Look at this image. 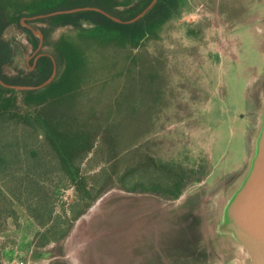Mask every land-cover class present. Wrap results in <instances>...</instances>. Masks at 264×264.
<instances>
[{
  "label": "rangeland",
  "instance_id": "374dc122",
  "mask_svg": "<svg viewBox=\"0 0 264 264\" xmlns=\"http://www.w3.org/2000/svg\"><path fill=\"white\" fill-rule=\"evenodd\" d=\"M254 1L234 0L242 20L264 18L260 9L253 8ZM198 2L179 0L156 34H148L135 48L91 51L94 63L103 53L113 60L98 68L101 75L120 70L106 91L110 105L105 114L110 124L107 133L115 150L112 153L107 147L108 152H102L98 138L89 159L80 166L85 176L83 186L89 188L93 200L80 197L82 193L76 192L74 185L61 190L54 213L65 222L60 229L69 226V231L55 245L50 242L44 246L42 253L38 252L42 256L38 261L33 259L35 251H28L36 228L28 217L26 223L17 209V224L9 227L8 220L0 243L9 246L27 235V254L18 251L7 264L16 260L48 264L55 256L61 264H179L184 256L192 260L194 256L189 253L174 254L171 247L178 239L173 236L171 241V237L186 227L185 209L198 212L199 207H207L246 165L247 131L254 123L251 116L240 114L253 109L252 99L258 100L264 89L262 78L255 82L264 74V26L259 29L260 44L250 37L248 27H240V46L236 47L235 60L230 61L232 43L221 39L218 27H211L210 18L200 11ZM226 6L231 9V5ZM26 26V21L18 18L2 33L12 48V62L2 66L8 77L33 70ZM90 26L81 21L74 28L53 31L43 51L60 36ZM215 54L220 66L210 64L205 70ZM185 55L187 59L193 56L197 63L189 65ZM200 61L205 63L200 65ZM62 68L63 63L57 65L56 74ZM12 95L18 110H33L23 101L24 91L13 90ZM259 107L257 102L255 112ZM177 179L184 186L172 200L124 189L135 186L134 191L151 187L171 190ZM96 201L97 207L80 219ZM78 211L81 213L74 218ZM217 248L203 254L200 264H241L236 250ZM7 250L6 255L11 256L13 252Z\"/></svg>",
  "mask_w": 264,
  "mask_h": 264
},
{
  "label": "trees",
  "instance_id": "16d2710c",
  "mask_svg": "<svg viewBox=\"0 0 264 264\" xmlns=\"http://www.w3.org/2000/svg\"><path fill=\"white\" fill-rule=\"evenodd\" d=\"M116 4L114 0H0V79L13 85H38L52 72L51 60L46 56L38 60L30 74L8 77L2 72V66L12 62L11 45L2 33L18 18L93 6L125 21L143 9L141 6L121 11ZM153 12L154 9L148 11L131 24L116 23L88 10L50 17L59 25L76 27L81 21L93 25L49 43L56 64L63 63V68L43 88L24 91L23 101L32 111L18 110L13 89L0 86V233L9 219L16 222L18 209L38 227L37 244L57 243L67 235L69 226L61 230L65 222L54 213L61 190L74 185L76 192L82 193L80 197L90 198L89 188L83 186L82 162L89 159L99 139L102 152H108L107 147L111 152L115 150L107 133L110 124L105 114L110 105L106 91L120 70L101 75L98 68L113 60L103 53L94 63L90 53L137 47L148 34H156L169 10L157 18ZM181 180L177 179L171 190L151 187L143 191L175 198L184 186ZM124 189L134 191L136 187ZM1 254L0 246V264Z\"/></svg>",
  "mask_w": 264,
  "mask_h": 264
},
{
  "label": "water",
  "instance_id": "95a60500",
  "mask_svg": "<svg viewBox=\"0 0 264 264\" xmlns=\"http://www.w3.org/2000/svg\"><path fill=\"white\" fill-rule=\"evenodd\" d=\"M227 1L231 2L227 3ZM153 3L154 0L135 17L125 21L93 6L58 10L43 15L33 16L32 18L36 19L58 14L92 10L101 13L117 23L129 24L140 19L151 8ZM198 3L200 11L208 18L212 19L214 24L220 25L217 21L219 22L222 18H233L238 20V22L240 21L234 24L235 27L230 34L234 37L232 41H229V45L231 43L233 45L230 61L235 60L236 47L240 46L239 29L241 26L249 28L251 32L250 37H253L254 41L258 43L262 41L259 37L261 33L259 29L261 26H264L263 17L254 18L251 22L242 20L234 0H200ZM227 4L231 5V9H226ZM263 5L264 0H255L253 8L262 11ZM263 14L262 12V15ZM214 26L216 27V25ZM230 26V24L226 25L225 28ZM253 26L254 30L252 31L251 28H253ZM39 37L41 38L40 33ZM258 53H261L260 50ZM49 57L52 61V72L51 75L40 84L13 85L0 79V86L18 91H30L43 88L49 84L56 75V62L52 56L49 55ZM260 78H262L261 80L264 82V74L259 75L255 82ZM258 98L259 99L256 101L251 98L254 102L252 110L240 114V117L251 116L254 123V127L250 131H247L249 156L246 165L239 169L235 179L229 186L212 198L207 207H199L198 212H191L188 208L185 209L186 211L183 215L186 221V227H182V230H176L171 237V241H174V238L178 239V242L173 243L171 247L174 250V254L183 255L189 253L188 255L194 256L192 260H185L184 258L187 256H184L183 259L178 261L179 264H200L203 261V254L209 253L215 249L216 246L219 247L217 251L218 249H224L226 251L236 250L241 256V264H264V89L260 91ZM257 102L260 104V107L258 111L255 112ZM126 192H139L142 194L154 195L158 198L161 197L155 193L144 191ZM177 197H163V199L172 200ZM98 202H94V204L85 211V214L80 216V219L88 217L92 210L97 207ZM202 225L203 227L205 226V230ZM232 245H236L237 247H233Z\"/></svg>",
  "mask_w": 264,
  "mask_h": 264
},
{
  "label": "flooded vegetation",
  "instance_id": "af4514ba",
  "mask_svg": "<svg viewBox=\"0 0 264 264\" xmlns=\"http://www.w3.org/2000/svg\"><path fill=\"white\" fill-rule=\"evenodd\" d=\"M116 1V6L115 8L118 9V10H121V11H126V10H129V9H133V8H138V7H143V9L145 7H147L153 0H114ZM179 0H154V3L152 4L151 8L148 10H152L154 9V12H153V16H155L154 18H157L159 15H162L168 8L169 12L171 10V7L172 6V3L173 5H178ZM101 9V8H100ZM142 9V10H143ZM141 10V11H142ZM176 9L173 10V12L175 11ZM86 11V10H84ZM88 11H92V10H88ZM148 11L146 13H148ZM96 12V11H95ZM171 12V13H173ZM76 13V12H75ZM99 13V12H98ZM145 13V14H146ZM66 14H69V13H66ZM101 14V13H100ZM144 14V15H145ZM39 15H43V14H39ZM111 15V14H110ZM143 15V16H144ZM33 16H37V15H33ZM33 16H22L20 18H23L26 23H27V26L26 28H24L27 32V43L30 45V49H31V53L32 55H30L29 57V62L30 64L33 66V70L31 71H28L24 74H30L34 71L35 69V66L38 62V60L43 57V56H46V57H49L52 56V49L51 47H47V50L43 51V48L47 45V43L49 42V39H50V35L53 31L59 29V28H62V27H67V28H74L72 25H67V24H63V25H59V24H54L52 21H50V17H53V16H48V17H42V18H36V19H33L32 17ZM104 16V15H103ZM136 16V15H135ZM134 16V17H135ZM142 16V17H143ZM106 17V16H105ZM115 17V16H114ZM141 17V18H142ZM109 19V18H108ZM111 20V19H110ZM121 20V19H120ZM36 21H39L41 22L42 24L41 25H37V24H34V22ZM82 22H88L91 26L93 25L91 22L89 21H82ZM115 22V21H114ZM135 22V21H134ZM117 23V22H116ZM133 23V22H132ZM122 24V23H120ZM131 24V23H129ZM41 34V38L39 37V33ZM75 34V33H74ZM74 34H69V35H74ZM69 35H62V36H69ZM61 37V36H60ZM59 37V38H60ZM58 38V39H59ZM56 39V40H58ZM36 40V41H35ZM55 40V41H56ZM55 41H52V42H55ZM12 49V48H11ZM53 57V56H52ZM50 58V57H49ZM54 58V57H53ZM51 60V59H50ZM55 60V59H54ZM56 62V61H55ZM52 63V61H51ZM56 67H57V64H56Z\"/></svg>",
  "mask_w": 264,
  "mask_h": 264
},
{
  "label": "crops",
  "instance_id": "0c3cea01",
  "mask_svg": "<svg viewBox=\"0 0 264 264\" xmlns=\"http://www.w3.org/2000/svg\"><path fill=\"white\" fill-rule=\"evenodd\" d=\"M262 12L264 13V5L262 6ZM206 18H208V17H206ZM209 22H211V27H215L213 24H212V19H207ZM240 22V21H239ZM238 22V20H235V19H229V18H222L219 22L217 21V23H219L220 25H218V24H215L216 25V27H218V29L219 30H221L220 32H222V37H221V39L222 40H224V39H227L228 40V43H229V41H232V39L234 38L233 36H231L230 34L233 32V29H234V24H237V23H239ZM214 23V22H213ZM231 25L230 27H227V28H225V26L226 25ZM219 33V32H218ZM216 40V39H215ZM214 41V40H213ZM222 47H223V44H222ZM217 54V53H216ZM214 55V59L212 60V62H210L209 63V65H205V70H207V68H208V66H210V64L211 65H214L215 63H218V64H215V67H218V66H220V63L217 61V59H218V57H217V55ZM222 55H224V53H222ZM187 56L185 55V62H187L189 65H191L192 66V62L194 63V64H196L197 62H196V59H194L193 60V56H190L187 60ZM191 63V64H190ZM205 62L203 61H200V65H202V64H204ZM142 73V72H141ZM149 193H153V192H149ZM157 195H159V194H157ZM160 196V195H159ZM162 197V196H161ZM21 211V213H22V215H23V219H24V221H26V223H27V214H25L24 213V211L23 210H20ZM81 213V212H80ZM79 213V214H80ZM79 216V215H78ZM14 225L13 227H15V224H17V220H16V222H13V221H11V223H9V227L11 226V225ZM34 226V225H33ZM7 227V226H6ZM35 228H36V231H35V235H34V237H33V239H35L31 244H30V246H29V248L27 247V235H25L26 237L24 238V239H15V241H13V243H11V245H9V246H5V245H2L1 243H0V246H1V252H2V254H1V262H2V264H7L8 262H9V260L10 259H12L13 258V255L14 254H17L18 255V251L19 252H24V254H27V248H28V251H29V253H31L32 254V251L35 253V256H34V261H38V260H40V259H42V256L41 255H39L38 254V252L40 251V250H42V248L44 247V246H46V245H48L50 242H46V243H44V244H37V237H38V235H36V232L38 231V227L37 226H35ZM5 231L6 230H3L1 233H0V239L2 238V236L4 235V233H5ZM39 231H40V229H39ZM50 244H53V245H55V243L54 242H51ZM64 247H65V249H67V247H66V244L64 245ZM7 249H9V251H11V252H13V253H10V254H12L11 256H7L6 255V252L8 251ZM7 250V251H6ZM41 252V251H40ZM39 252V253H40ZM42 253V252H41ZM66 253H68V251L66 250ZM37 254H38V256H37ZM63 257V256H62ZM65 258H66V260H68L67 258H68V256H67V254H65V256H64ZM50 260V262L49 261H47V263L48 264H61L60 262H59V260H60V258H59V256H55V257H53V258H51V259H49ZM71 262V261H70ZM37 264V263H36Z\"/></svg>",
  "mask_w": 264,
  "mask_h": 264
},
{
  "label": "built area",
  "instance_id": "2783aa9c",
  "mask_svg": "<svg viewBox=\"0 0 264 264\" xmlns=\"http://www.w3.org/2000/svg\"><path fill=\"white\" fill-rule=\"evenodd\" d=\"M13 264H24V262L22 260H16Z\"/></svg>",
  "mask_w": 264,
  "mask_h": 264
}]
</instances>
